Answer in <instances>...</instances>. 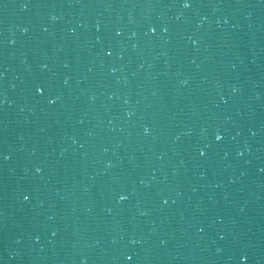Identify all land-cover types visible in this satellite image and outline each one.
<instances>
[{"label": "water", "instance_id": "95a60500", "mask_svg": "<svg viewBox=\"0 0 264 264\" xmlns=\"http://www.w3.org/2000/svg\"><path fill=\"white\" fill-rule=\"evenodd\" d=\"M189 2L0 0V264H264V0Z\"/></svg>", "mask_w": 264, "mask_h": 264}, {"label": "snow or ice", "instance_id": "6c2138e0", "mask_svg": "<svg viewBox=\"0 0 264 264\" xmlns=\"http://www.w3.org/2000/svg\"><path fill=\"white\" fill-rule=\"evenodd\" d=\"M183 6H184L185 8L190 7L191 4H190L189 0H184ZM153 31H155V29H153ZM54 102H55V101H53V103H54ZM216 139H217V140H221L222 137H221L220 135H217V136H216ZM201 155H203V153H201ZM27 199H28V197L26 196V197H25V200H27ZM120 199H121V200H125V199H127V197H125V196H121ZM128 259L131 260V257H128Z\"/></svg>", "mask_w": 264, "mask_h": 264}]
</instances>
